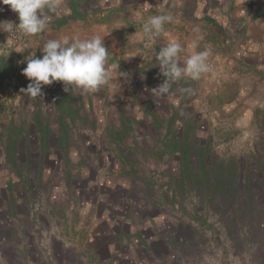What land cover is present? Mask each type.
I'll list each match as a JSON object with an SVG mask.
<instances>
[{
  "label": "rangeland",
  "instance_id": "rangeland-1",
  "mask_svg": "<svg viewBox=\"0 0 264 264\" xmlns=\"http://www.w3.org/2000/svg\"><path fill=\"white\" fill-rule=\"evenodd\" d=\"M88 1L83 3L96 4ZM225 3L211 0L200 11L203 17L195 6L183 9L175 2L182 8L175 12L180 21L205 18V25L197 27L212 32L219 27L230 38L218 40L226 42L223 47L216 40L199 44L196 51L210 49L209 71L197 80L172 83L164 94L152 89L164 80L155 55L167 44L161 40L165 33L148 47L140 39L141 18L169 14L162 6L142 10L135 0L127 5L132 12L125 37L108 28L92 30L90 21L81 22L85 17L77 27L49 37H70L76 28L72 37L104 35L108 64L118 68L110 83L95 92L73 86L66 92L61 83L44 85L38 96L22 90L31 83L22 74L25 58L32 53L42 57L44 31L31 35L30 44L3 48L9 55H0V264H18L16 259L35 251L49 264H56L47 255L54 251L66 263L73 262L77 245L58 249L57 237L63 232L69 237L75 229L86 236L85 222L105 231L125 221L138 226L140 236L130 240L127 251L137 245L135 250L146 257L150 240L142 238V228L155 248L166 249L167 256L151 264H169L171 247L177 251V264L182 256L199 264H234L235 231L241 226L246 237L244 233L251 235L264 225V192L249 146L251 134L264 139L259 126L264 124V48L245 56V41L235 35L240 25H224ZM241 29L242 35L246 28ZM187 55L180 54L181 63ZM246 62L253 69L246 70ZM250 104L254 121L249 120ZM240 139L246 141L241 152ZM253 221L256 227L251 228ZM262 249L264 243L258 253Z\"/></svg>",
  "mask_w": 264,
  "mask_h": 264
},
{
  "label": "crops",
  "instance_id": "crops-1",
  "mask_svg": "<svg viewBox=\"0 0 264 264\" xmlns=\"http://www.w3.org/2000/svg\"><path fill=\"white\" fill-rule=\"evenodd\" d=\"M83 1L84 0H62L61 6L55 12H49L47 9H44L43 11L48 16L49 19L46 27L47 30L45 29L44 30L45 33H43L45 34V38L43 36V40L47 41L49 37L56 30L58 31L63 29L68 30V28L72 29L75 26L77 27V21H79V19L77 18L74 19L71 14V11L73 10V8L76 10L78 9L77 3L79 5L85 4L83 3ZM132 1L134 0H96L94 1L96 2V4H92L89 0L88 2L90 3H87L83 6L82 5L79 6L85 15V19H88L86 21L82 20L81 22L84 23L90 21L92 30H95L98 27H101L102 30L108 28L111 30L112 34H117V35L123 34L125 37L126 34L125 26L127 22H129V18H130L129 14H131L132 12L130 9L128 10L126 6L131 4ZM135 1L142 5V6L140 5L142 10H145L147 6L149 7L151 5L159 8L162 6L160 10L164 12L165 11L170 12L169 14H171L174 17V20L172 23L167 24L168 25L167 27H169L170 29H166L163 31V33H165V36L164 35L161 36V40L162 42H166V43L175 40L181 44H185L186 54H190V49H188V45L192 43L197 44L196 48H199V44H202V46L214 44L212 42L213 40L217 41V43L215 44L220 45L221 43L218 40L222 39V36L226 37L225 35H227L226 33L221 34L220 31L218 32L217 28L219 27L217 28L215 27L213 29V32L197 27V25H202V26L205 25V18H201V20L195 21V18L189 16L187 18L181 19L180 21L179 17L177 16L178 14L175 13V12H179V10L182 9L181 5L180 6L176 5L175 2L176 3L181 2L183 5V9L184 8L186 9L187 7L193 5L197 10H199L198 16L201 15L205 17L204 13L202 14L200 13V11L202 7H204V5L210 2L211 0H135ZM224 1H226V3L223 9L226 10L227 12L226 15L223 16L224 25L226 22L235 23V24L237 23L236 25H240L239 30L235 32V35H237L236 37L238 39L240 38V41L241 40L245 41L244 46L247 47V51L249 52V54L246 53L245 56H254L253 54L259 49V47L264 48V0L261 1L260 0H224ZM124 9H126L125 13H124L125 11ZM90 12H92V14H90ZM0 16L12 20L13 19L17 20L16 18H18L17 14L13 12L8 5L5 4H0ZM113 17L116 18L115 23H112L114 21ZM242 27L246 28V31L241 35ZM104 32L105 31H103L102 34ZM72 33L73 34L75 33L77 35V28ZM72 35L70 37H72ZM231 38L233 37L231 36ZM117 39L120 40L121 38H117ZM249 39L251 40L248 41ZM223 40L224 39H222V41ZM229 40L230 39H227V42H229ZM222 43L226 44V42H222ZM223 44H221L222 47ZM232 52L233 51H230V53ZM242 65L247 66L246 70L253 69V64L251 62H248L247 64L242 63ZM258 70L259 72H262L263 69L262 70L258 69ZM246 89L249 90V86H247ZM253 106H254L253 104H250V108L247 109L249 111L250 121H254ZM261 123L262 121L259 122V126L264 130V124L260 125ZM244 125L256 126L255 124H251V123L250 124L246 123ZM240 126H242V124ZM251 127L253 128V126ZM250 131L253 132V129H251ZM255 131H259V130L256 129ZM244 143L242 139H240V141L238 142L239 145H237V151L241 152V150L244 148ZM249 146L251 148V157H253V159H255L257 163V167H258L257 172L259 170V176L257 174V181H260L259 187H261L264 192V139L259 140L257 134H251L249 139ZM245 147L247 146L245 145ZM244 207L245 206H242V208ZM239 208L241 209V207ZM255 221H253L254 224H249L251 228L256 225ZM240 223H245V222H240ZM93 224H94L93 222L84 223L83 226L86 228V231L88 230L87 232L85 231V229L83 230L84 232H86L85 233L86 236H81V234L74 229L75 231L74 233L72 231L69 232L70 234L69 237H66L64 232H63L64 236L61 234V236L57 237L58 249L63 250L64 248H67L69 245L71 246L73 245L75 247L77 245L76 249L79 250V253H77L76 257L75 254L72 256V258L74 259L73 262L66 263L64 261L63 254L59 253V251L58 252L54 251V255L52 256V259H55L56 264H146L145 260H152V262H150L151 264L154 263V258H157L159 261H161L162 254L166 253L165 248L157 249L154 247L152 239L149 238V235L146 234L145 230L144 231L142 230L143 228L140 229V233H142V238H146L150 240L148 243V248L146 246L144 248L147 250L146 252H144L146 257L143 258L144 254H142L141 252H137L135 250V247L137 248V245L134 246V251H130L131 248L129 249V251H127L126 249L131 247L130 240L131 241L135 240L136 239L135 236L140 238V236H138L139 233H137L139 227L135 225L133 226L128 221L122 222L121 226L116 225L114 223V226H116L115 230L113 229L112 226L110 229H107L105 231H100V230L96 231L95 230L96 225L94 226ZM62 228L65 229L66 225L64 224ZM68 228L69 230L71 229L70 227ZM80 228L82 227L80 226ZM174 228L176 229L177 226L175 227L174 225ZM261 228H264L263 224L260 225V228L257 227L252 229L253 233L251 235L250 234L246 235L247 233H244L245 234L244 236L246 237H243V228L241 226L237 231H235V234L237 235L235 236L236 237L235 244L237 245V250H236V257L234 264H258V262L259 264H264V250L263 249L260 250V253H258L257 250V247L258 246L262 247V244L264 243V229L261 230ZM117 234L118 236L114 237V235ZM183 241L187 242L186 239H183ZM79 243L83 245V247H79L78 245ZM121 246L123 249L121 248ZM33 247L34 246L30 247V249L32 250ZM101 249L105 251H102ZM148 249L151 252H149ZM169 250H170L169 264H175V263L177 264V262L175 261V258L177 257H174L173 255L176 254L177 251L174 250L173 247H171ZM150 253H153V255H150ZM194 256L197 257L198 255H194ZM16 260L19 261L18 264H49L44 260V258L42 260L41 255H39L37 251H35V253L27 252V255L18 258ZM43 261L45 262L43 263ZM160 263L161 262H159L158 264ZM10 264H13V262H11ZM224 264H226L225 261Z\"/></svg>",
  "mask_w": 264,
  "mask_h": 264
},
{
  "label": "clouds",
  "instance_id": "clouds-1",
  "mask_svg": "<svg viewBox=\"0 0 264 264\" xmlns=\"http://www.w3.org/2000/svg\"><path fill=\"white\" fill-rule=\"evenodd\" d=\"M62 0H0L18 16L19 23L0 22V30L8 33L14 27L25 35L42 33L48 24V16L44 9L55 12L61 6ZM142 19L140 39L145 42V47L155 41L163 31L165 24L172 23L171 14H156ZM197 44L188 45L190 54L180 62V54L185 51L184 46L178 41H169L161 47L155 55L160 68L163 82L152 89L157 94L167 93L172 83L182 78L197 80L203 73L209 71L207 63L210 49L196 51ZM42 57L31 54L25 58L26 67L22 74L31 83L25 93L32 96L41 94L44 85H51L59 81L67 86L81 89L83 92H95L100 87L108 85L117 71L118 64H108L109 52L104 43V35L99 33L81 39L79 36L67 35L58 39H49L41 47ZM0 55H9L5 49L0 48Z\"/></svg>",
  "mask_w": 264,
  "mask_h": 264
},
{
  "label": "built area",
  "instance_id": "built-area-1",
  "mask_svg": "<svg viewBox=\"0 0 264 264\" xmlns=\"http://www.w3.org/2000/svg\"><path fill=\"white\" fill-rule=\"evenodd\" d=\"M0 22H12L15 24H18L19 22L14 21V20H0ZM32 37L31 35H25L22 31L19 29L15 28L13 29L12 32L8 33L6 31L0 30V46L2 48H13V47H19V46H24L27 43L31 41ZM49 260L53 261L52 256L50 255V252L47 253ZM194 258L191 256H182L179 259V264H199L195 263ZM207 264V262H205Z\"/></svg>",
  "mask_w": 264,
  "mask_h": 264
},
{
  "label": "trees",
  "instance_id": "trees-1",
  "mask_svg": "<svg viewBox=\"0 0 264 264\" xmlns=\"http://www.w3.org/2000/svg\"><path fill=\"white\" fill-rule=\"evenodd\" d=\"M79 4L77 3V8H79ZM71 14H72V16H73V18L75 19V18H77V19H83L84 17H85V15H84V13H81L78 9L76 10V9H74L73 8V10L71 11ZM59 83H61V84H63L62 82H59V81H56V82H54V83H52L50 86L51 87H55L57 84H59ZM175 83V82H174ZM66 111V110H65ZM65 114V113H64Z\"/></svg>",
  "mask_w": 264,
  "mask_h": 264
}]
</instances>
